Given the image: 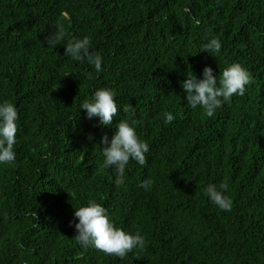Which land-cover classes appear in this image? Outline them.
<instances>
[{"label": "trees", "instance_id": "obj_1", "mask_svg": "<svg viewBox=\"0 0 264 264\" xmlns=\"http://www.w3.org/2000/svg\"><path fill=\"white\" fill-rule=\"evenodd\" d=\"M85 36L102 73L65 52ZM212 37L216 57L202 51ZM233 63L251 73L242 99L264 123V0H0V101L20 116L17 160L0 165V264H264V124L250 117L245 128L231 102L209 118L182 88L191 72L210 66L219 78ZM100 87L117 92L111 128L79 110ZM120 120L137 121L150 150L118 188L101 139ZM222 182L231 212L204 194ZM90 199L144 248L121 259L79 246L71 222Z\"/></svg>", "mask_w": 264, "mask_h": 264}, {"label": "clouds", "instance_id": "obj_2", "mask_svg": "<svg viewBox=\"0 0 264 264\" xmlns=\"http://www.w3.org/2000/svg\"><path fill=\"white\" fill-rule=\"evenodd\" d=\"M64 39L63 30L60 29L47 38L50 46L56 47ZM222 50V41L212 37L202 45V51H206L216 57ZM65 52L76 61L86 60L94 67L96 73L104 71V60L100 53L92 50V41L89 37L74 38L66 45ZM203 78H198L192 72L182 82L185 93L186 105L192 110L202 109L212 118L218 109L224 104L230 103L232 110L246 112L248 118L244 122H236L245 128H250L249 118H258L260 113L253 102L242 99L246 93V86L252 83V75L240 63H233L223 69L219 78L212 67L206 66L202 73ZM239 95L241 98H235ZM117 92L114 89L100 87L94 94L85 99L79 110L86 111L88 119L98 118L99 125L111 128L114 118L118 115L119 106L116 100ZM235 99H233V98ZM19 109L14 102L0 101V165H14L17 160V133L19 130ZM176 117L172 112L165 114V121L171 124ZM264 124V123H263ZM89 139H93L89 136ZM103 167L111 169L115 173V185L119 188L125 182V173L130 161L137 162L140 166L147 163L149 143L142 139L137 131V121L120 120L111 138L104 135L101 139ZM153 181L146 179L140 187L145 191L151 190ZM227 182L219 185L210 183L204 189V194L221 211L231 212L233 200L226 194ZM78 221V222H77ZM72 226L76 231L75 240L84 249L89 247L108 256H116L121 259L136 249H143L146 238L137 231L135 234L117 227L109 215L108 209L95 199H90L86 204L75 208Z\"/></svg>", "mask_w": 264, "mask_h": 264}]
</instances>
